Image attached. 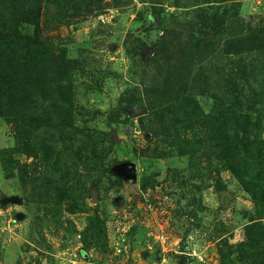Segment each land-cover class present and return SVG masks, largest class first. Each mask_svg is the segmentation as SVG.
Listing matches in <instances>:
<instances>
[{"label":"rangeland","instance_id":"obj_1","mask_svg":"<svg viewBox=\"0 0 264 264\" xmlns=\"http://www.w3.org/2000/svg\"><path fill=\"white\" fill-rule=\"evenodd\" d=\"M57 3L0 106V264H264V0Z\"/></svg>","mask_w":264,"mask_h":264},{"label":"trees","instance_id":"obj_2","mask_svg":"<svg viewBox=\"0 0 264 264\" xmlns=\"http://www.w3.org/2000/svg\"><path fill=\"white\" fill-rule=\"evenodd\" d=\"M57 1L60 0H0V106L11 105L13 98L7 95V100L5 95L20 86V69L29 64L34 68L45 58L48 45L41 39V17H46L50 5ZM37 69L40 71L36 67L32 72L38 73ZM22 101L21 96L16 100L18 104ZM0 112L3 114L1 109ZM153 256L154 261H160L162 253L157 251Z\"/></svg>","mask_w":264,"mask_h":264}]
</instances>
